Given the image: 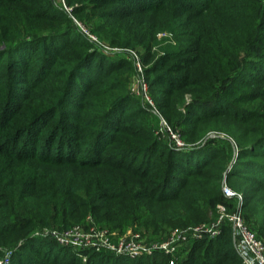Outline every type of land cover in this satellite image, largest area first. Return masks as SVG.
Listing matches in <instances>:
<instances>
[{
	"label": "trees",
	"instance_id": "obj_1",
	"mask_svg": "<svg viewBox=\"0 0 264 264\" xmlns=\"http://www.w3.org/2000/svg\"><path fill=\"white\" fill-rule=\"evenodd\" d=\"M66 1L79 3L75 13L94 18L113 43L150 50L161 42L157 31L175 32L176 44L162 46L150 69L165 85L160 112L194 142L224 118L234 123L227 132L242 158L227 177L249 182L241 210L264 238V0ZM81 38L54 0H0V264L11 256L10 264H169L163 252L131 259L90 251L83 261L32 235L88 212L113 227L122 218L155 223L146 229L157 232L174 218L208 220L225 197L231 143L170 147L146 126L145 109L120 78L130 62L98 56ZM249 88L256 92L244 93ZM251 98L258 110L238 105ZM175 264L244 263L227 222L218 236L191 242Z\"/></svg>",
	"mask_w": 264,
	"mask_h": 264
},
{
	"label": "rangeland",
	"instance_id": "obj_2",
	"mask_svg": "<svg viewBox=\"0 0 264 264\" xmlns=\"http://www.w3.org/2000/svg\"><path fill=\"white\" fill-rule=\"evenodd\" d=\"M54 1L58 9H60L68 18L73 20L74 29L77 31V33H79L82 36L81 39L85 40L86 42H89V44L91 45L90 47L91 51L97 52L98 56H105L107 58L122 57L130 62L132 69L130 68L126 70L123 74L120 75V78L126 84L128 93L132 94L135 98H137L139 100L141 108L145 109L146 113L142 116V120L144 121L146 126L151 129V131L154 133L155 136H157L159 139L165 140V142H167L170 147H172L173 149L179 152H185L199 148L202 145H204L207 141L214 140L215 138L224 139L223 142L220 140L215 141L214 143L216 147L220 146L227 148L228 145H226L225 143L227 144L228 142L231 143L232 149L231 151L229 149V154H228L230 159L228 160L227 168L225 170L222 179V191H223L224 180L226 178V183L234 191L243 192L244 187L248 186L249 182L245 183L243 182L246 181L245 179H242L237 176H229V178L227 177L232 166L235 165V163L239 158H242L239 157L240 148L235 142H233L231 136L229 135V132H227L228 129H232L234 125L233 122H231L227 118L220 120L219 122L215 123V129L209 130L203 138L194 142L192 140L187 139L188 137L187 138L185 137L186 132H183L181 128L182 126L181 127L172 126L170 123L167 122V120L163 117V115L160 112L159 104L156 100L157 98H160L163 95L162 87H165V85L161 86V84L157 83L154 80L155 71L150 69L153 65L157 64L156 60L159 57L165 55V52L160 50L162 46H165L170 43L176 44L177 39L175 32L169 29L157 31L156 33L157 39H159L161 42L156 46H153V48H151L150 50H145V48L141 45L132 47L131 45L113 43L110 41L108 37H105L101 34L100 30L98 29V27H96L94 23L95 22L94 18L90 16L88 17L86 16L83 19L80 18L77 13H75L74 8L78 7L80 5L79 3L76 4L73 8V6L68 4L66 0H54ZM92 37H93V41L91 40ZM126 37L128 38L129 36L126 35ZM139 41L145 44L144 40L140 39ZM241 55H244L243 51H241ZM147 56L148 58H146ZM260 61L262 60L260 59L259 62ZM166 67L167 66H164L162 68V71H164ZM235 67L236 65L233 62L228 61L227 69L229 71H233ZM241 73L243 72L241 71L239 74ZM247 74H249V71L245 75ZM175 75H180V74H175ZM248 78L249 76L240 77L236 80V83H240L242 82V80H246ZM244 91H246L244 93L248 95H250L252 91L256 92L252 88H249V90H244ZM240 95L241 93L235 95V97ZM191 101H192V97L189 94L186 95L185 105H187ZM243 101L244 102H239L238 105H242L245 109L258 110L259 106L253 105L254 98L244 99ZM183 109L184 111H186L187 108L183 107ZM183 127L186 128L187 126L183 125ZM173 136H175V138ZM177 139L183 144L182 146L179 145ZM232 181H235V186L232 185ZM236 208H237L236 198H227L225 196L221 201L213 205L211 210L207 213V215H209L208 220L204 219L205 221H201L200 219H196V221H185L184 223L181 218H176V219L174 218L168 220L167 222L162 223L160 225L161 229L158 230L157 232H153L152 230H147L148 228L149 229L155 228L157 226L155 223L154 225L149 227L144 225L143 223H141L142 224L141 225L138 222L135 223L132 222L130 219H125V218L124 219L122 218L120 222L121 224L117 223L119 222L118 219H115L113 223H117V226L113 227L112 225H109L106 222L100 221L96 217L95 213L92 212L86 213L81 219L76 220L75 223H73L67 228L75 227V226L87 227L90 224H95L99 227H105L109 229L111 233L117 237L122 235H127L132 231H139L146 239L147 243H153L159 240L166 239L173 231L177 229L189 227L192 225L208 223L219 217L223 211L233 210ZM150 209L152 211H157V212L160 210L158 205L151 206ZM141 211L144 210L141 209ZM146 218L147 215L144 218V220H142L141 222H144ZM53 229H63V226L61 225V227L59 226L43 227L39 230H36L32 235H36L37 237L44 239L50 238L49 236H47V230H53ZM164 234H165L164 238L150 239V237L161 236V235L163 236ZM259 239L264 242V238L260 237ZM190 243L191 242L187 243L186 245H183L180 248L178 253L179 257H183L187 254ZM11 258L12 256L10 258L5 259L4 263L10 264Z\"/></svg>",
	"mask_w": 264,
	"mask_h": 264
},
{
	"label": "built area",
	"instance_id": "obj_3",
	"mask_svg": "<svg viewBox=\"0 0 264 264\" xmlns=\"http://www.w3.org/2000/svg\"><path fill=\"white\" fill-rule=\"evenodd\" d=\"M93 41V37L91 39ZM175 138V136H173ZM180 146L183 144L177 139ZM223 192L227 198H236L237 208L223 211L216 219L203 224L173 231L166 239L147 243L139 231H132L127 235L114 236L105 227L90 224L87 227L75 226L63 229L47 230V236L61 246L74 249L83 261L87 260V253L108 252L114 255L136 259L144 255L163 252L170 255V263L175 264L179 259L178 253L183 245L204 238L218 236L225 224L232 226L233 237L237 252L244 264H264V242L246 222L241 210L244 195L234 191L224 180Z\"/></svg>",
	"mask_w": 264,
	"mask_h": 264
}]
</instances>
